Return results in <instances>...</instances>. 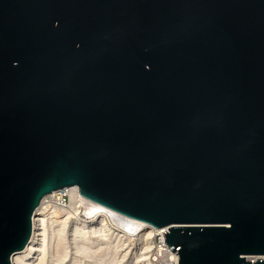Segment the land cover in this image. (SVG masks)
Wrapping results in <instances>:
<instances>
[{
	"label": "water",
	"instance_id": "95a60500",
	"mask_svg": "<svg viewBox=\"0 0 264 264\" xmlns=\"http://www.w3.org/2000/svg\"><path fill=\"white\" fill-rule=\"evenodd\" d=\"M73 186L178 264H264V0H0V264Z\"/></svg>",
	"mask_w": 264,
	"mask_h": 264
},
{
	"label": "bare ground",
	"instance_id": "6f19581e",
	"mask_svg": "<svg viewBox=\"0 0 264 264\" xmlns=\"http://www.w3.org/2000/svg\"><path fill=\"white\" fill-rule=\"evenodd\" d=\"M59 195L68 196V204H60L58 201L60 199L58 197ZM67 215L72 216L73 220L68 221L67 218L65 220L62 219ZM80 216L85 217V219H80ZM54 222L60 223V228L57 232L62 242L65 241L66 226L71 223L72 228L67 235L68 240L72 244L75 254L80 253L85 256L87 255L89 247L96 244V241L98 242V239L95 237L96 233H102L105 241H108L112 235L114 236V240L122 241L123 237L111 231L109 229L110 226H115V229L120 233H133L136 238L143 241L144 250L146 251L152 247L150 237L155 229L141 221L125 217L108 208L93 203L81 196L76 186L68 187L54 191L42 199L41 204L35 210L32 217L30 239L22 251L16 252L11 256V264H51L47 257V251L49 250L48 244L50 242L49 240L47 243V238L50 236V232L51 234L53 233L52 230L50 231L48 224ZM78 242L81 243V246L77 245ZM60 255L58 256L60 257ZM258 258L264 259V256ZM59 260L57 259V261ZM69 264L83 263L77 256H74ZM92 264H98V262L93 261ZM142 264L151 263L148 259L143 258Z\"/></svg>",
	"mask_w": 264,
	"mask_h": 264
},
{
	"label": "rangeland",
	"instance_id": "374dc122",
	"mask_svg": "<svg viewBox=\"0 0 264 264\" xmlns=\"http://www.w3.org/2000/svg\"><path fill=\"white\" fill-rule=\"evenodd\" d=\"M58 197L60 198L58 200L60 204H68V196L59 195ZM66 218L68 219V221L73 220V217L70 215L64 216L62 219L65 220ZM80 219H85V217L80 216ZM59 224V222L48 224L50 231L52 230L53 232L52 234L50 232V236L48 235L49 239L47 238V243L49 242V240V244L51 243L50 245L48 244V249L51 252L49 250L47 251V257L49 258L48 260L51 264H56V262L57 264H69L74 256H77L83 264H92L93 261L98 262V264H142L143 258L148 259V261H150V263L152 264L150 250H144L143 241L136 238L133 233H120L115 229V226H110L109 229L121 235L123 237L122 241L114 240V236L112 235L108 242L103 239L102 233H96L95 237L96 239H98V242L96 241V244L89 247V250H87V257L80 253L75 254V250L72 244L69 242L67 236L69 234V230H71L72 228L71 223L66 226L64 242L60 241L58 236L57 231L60 228ZM80 244L81 243L78 242L77 245L81 246ZM59 253L62 255H60ZM58 255H60V257ZM57 259L60 262L57 261Z\"/></svg>",
	"mask_w": 264,
	"mask_h": 264
},
{
	"label": "built area",
	"instance_id": "2783aa9c",
	"mask_svg": "<svg viewBox=\"0 0 264 264\" xmlns=\"http://www.w3.org/2000/svg\"><path fill=\"white\" fill-rule=\"evenodd\" d=\"M165 231H168L167 227L154 229V232L151 234L152 247L150 249V255L152 264H178V253L174 255L168 248V245L165 244V239L162 234ZM249 260H255V258L250 257Z\"/></svg>",
	"mask_w": 264,
	"mask_h": 264
}]
</instances>
